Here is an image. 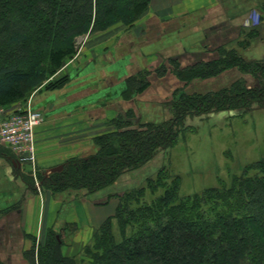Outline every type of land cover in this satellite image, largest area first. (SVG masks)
<instances>
[{
	"label": "trees",
	"instance_id": "obj_1",
	"mask_svg": "<svg viewBox=\"0 0 264 264\" xmlns=\"http://www.w3.org/2000/svg\"><path fill=\"white\" fill-rule=\"evenodd\" d=\"M148 3L0 0V107L40 86L48 73L44 62H58L70 53L76 37L116 22L131 23ZM263 26L259 18L241 31L236 43L245 44L264 31ZM219 49L216 59L184 67L170 58V68L188 82L236 67L252 74L256 84L248 87L238 77L219 89L173 96L166 102L170 116L158 122L131 127L130 121L119 118L111 122L113 130L94 136L95 152L65 159L59 171L38 174L40 186L52 192L92 193L169 148L188 117L228 108H264V55L249 59L237 49ZM165 69L161 63L157 72ZM147 83L128 81L130 88L140 90ZM3 151L7 158L14 157ZM167 176L161 167L143 184L121 193L114 213L71 253L62 252V239L51 231L38 245L34 236L24 233L32 242L23 251L24 258L28 264H264V159L249 162L240 173L231 174L228 183L182 196L180 179L166 181ZM28 187L35 190L31 183Z\"/></svg>",
	"mask_w": 264,
	"mask_h": 264
},
{
	"label": "crops",
	"instance_id": "obj_2",
	"mask_svg": "<svg viewBox=\"0 0 264 264\" xmlns=\"http://www.w3.org/2000/svg\"><path fill=\"white\" fill-rule=\"evenodd\" d=\"M226 8L224 0H150L147 11L131 28L116 22L102 31L98 46L106 50L97 54L98 50L95 47L89 51V60L77 66L80 67V75L78 74L77 78L84 79L89 73L125 75L136 74L143 69L148 70L149 75L155 76L148 77L147 85L131 98L138 99L144 104L145 109L142 113L149 111L141 117L143 119L141 122L157 121L155 116H150L158 113L153 106H158L160 111L158 116L163 117L161 114L164 107L161 102L166 95H172L174 91L181 89L187 92L215 90L227 86L238 77H244L236 68H227L215 76L194 78L188 82L180 80L168 66L161 74L156 73L157 68L164 63L163 59L169 56L177 55L182 66L196 61L212 60L215 58L209 57L213 53L212 49L214 50L216 46L218 49L219 46L227 47L229 42H236L239 39L240 28L244 26V22L252 24L259 18L261 22L264 20L262 7H259L258 1L252 2L242 10H235L234 13H230ZM218 26L225 30L224 36L220 34L213 37L208 28ZM213 43H216V46H212ZM133 48H136L137 52L128 53ZM116 55L117 57L121 55L124 64L122 69L118 64L117 66L112 64ZM118 68L119 70H116ZM234 71H237L238 75ZM225 72L227 74H224ZM229 73L235 76L230 79L231 76L227 77ZM123 79L121 78L119 89L115 91L111 102L107 105L97 103L94 110L85 108V104L80 101H73L79 90L85 88L83 86L77 91L80 84L76 82L72 81L75 84L63 91L67 94L65 98L50 94V98L43 103L47 111L45 118L34 129L35 160L32 164L48 170L65 159L95 152L96 146L92 141L94 136L113 130L111 120L117 114L124 115L126 109L132 108V105L119 95L120 90L125 87ZM255 84L253 81L252 86ZM151 108L153 109L150 111ZM2 148L3 145L0 144L2 264H28L23 251L30 247L31 241L24 233L34 236L37 244L44 241L49 230L63 228L70 223L75 229L69 234V242L77 240L84 244L93 230L114 213L117 197L123 190L115 185L116 182L89 194L80 189L55 193L49 189L41 190L39 187L38 190H33L25 186L20 177L13 172L14 166L29 170V163L27 161L23 163L18 159L13 164L16 156L12 154L13 158H7Z\"/></svg>",
	"mask_w": 264,
	"mask_h": 264
},
{
	"label": "rangeland",
	"instance_id": "obj_3",
	"mask_svg": "<svg viewBox=\"0 0 264 264\" xmlns=\"http://www.w3.org/2000/svg\"><path fill=\"white\" fill-rule=\"evenodd\" d=\"M254 1H258L259 7H262L261 12L264 14V0H224L227 7L226 9L230 13H234L235 10H242L247 5H251V3ZM148 5L149 3L136 15V18L133 22L123 24L126 25V27L131 28L135 21L147 11ZM262 22H264V20H262ZM253 24H255V21L252 22V24L244 22V26L240 28V30L245 32L248 29L247 27ZM262 28L264 29V26ZM208 29L211 31L213 37L219 36L220 34H222L220 36H224L225 30L220 28V26L211 27ZM103 30L94 29L89 33L76 37L74 47L70 53L64 54L62 56L63 58L58 62H54L53 60H46L44 62V66L48 65V73L46 79L40 86L30 91L24 98L13 99L12 101L10 100L9 103L3 104L1 107L6 111H10L23 110L28 105L33 108L35 106L36 109L41 111V121H43L45 118V113L47 112L43 106V103L45 100L50 98L49 95L52 94L55 95V97L65 98L67 94L63 91L67 87L75 84L73 82H76L80 84V86L77 87V91L83 86L85 87L83 88L85 90L84 92H82L83 89L79 90L78 96L73 97V101H80L85 104V108L94 110L97 103L107 105L109 102H111L116 94L115 91L119 89L121 78H124L123 84H125V87L121 89L120 92H118L121 96L120 98H123L127 103H130L132 108L126 109V111L123 112L124 115L117 114L111 120V122L117 121L119 118H123L130 122L133 121L130 125L131 127H137L138 124L143 121L141 117L145 116L146 113H149V111L142 113V111L145 109V107H143L144 104L139 102L138 99L131 98L133 94L140 93L139 91L141 90L135 89L136 86H134V88H130L128 81L131 78H135L138 82H142L145 79L148 82V77H154L155 75H149L147 73L148 70L143 69L136 74L124 75L121 73H114V75L112 73L111 75H108L101 72L99 74L89 73V76L85 77L84 79L77 78V76L79 77L80 75V67L77 66H79V63L83 64L89 60V51L93 50L95 47L98 50L96 51L97 54L98 52H103L106 50V48L101 49L98 46L100 44L99 42L101 41H99V39L101 38V33ZM240 44H237L235 41L229 42V44H227V48L231 47L233 49H237L239 55H245L249 59L262 57L264 55V31L262 30V32L254 34L253 37L246 41L245 44ZM195 45L198 47L197 43H195ZM212 46H216V43H213ZM154 47L155 46H152V48ZM220 47L221 46H219V48ZM223 47L226 48V46ZM214 50H216V52H214ZM214 50L212 49L213 53L209 57L215 56L213 59H216L220 56L222 49H218V46H216ZM119 52L122 53L121 49H119ZM135 52H137L136 48L128 51V53ZM170 58L177 59L179 62L177 55L166 57L162 61L166 67H170L171 63L168 61ZM112 64L114 66H117L118 64L122 69L124 64L121 55L118 57L116 55L112 61ZM179 66L184 67L186 65L182 66L179 63ZM116 70H119V68ZM228 72H230V70ZM234 72L238 75L237 71ZM241 73L244 75V77L241 78L245 80L246 86H252V82H256L252 74L244 72ZM224 74L227 73L225 72ZM230 74L231 73H229L227 77L231 76L230 79H232L235 75ZM212 76L215 75L204 78H209ZM105 82H110V84L108 85ZM216 82L223 84V82L220 81ZM173 93L174 94L172 95H166L161 102L164 107V111L161 116L163 115L164 118L158 116L160 115L158 106H153V108H156L154 110L158 112L156 114L150 115L155 116L157 120L155 122L161 121L170 116V111L166 104L168 100L172 99L173 96L179 97L180 94L188 92L181 89L180 91H174ZM56 103L58 105L57 100ZM153 108H151L150 111ZM138 118L139 120L137 121ZM120 124L122 125V123ZM2 149L14 154V152L9 147L3 145ZM34 158L33 161L35 160ZM259 159H264V108L254 107L253 109L249 110H244L242 108L221 109L204 114L202 116L188 117L185 119L182 126L179 128V133L176 139L169 148L159 151L146 164L119 175V177L114 182H116L115 185L117 187H121V189H123L120 191V195L130 188L143 184L147 176H153L159 168L163 167L167 169L168 173V176L165 178L166 181H171V179H174L175 176L180 179L178 194L182 196L199 192L205 187L219 185L222 182L228 183L227 181L231 174L240 173L246 164ZM20 161L23 163L27 161L30 166L29 170L21 169L19 167L17 168V171H15L13 168V172L20 177V179L24 182V185L28 187L31 183L33 184L35 190H38V187L41 188V190L48 189L46 186H40L38 174L48 175L50 172L48 170L38 168L37 165L35 166L32 164L33 161H31L29 158L26 159L20 156ZM84 192L86 193L85 190ZM74 229L75 226L69 223L63 228L49 230V232L51 231L52 233L59 235L62 239L61 250L64 253H71L72 250H76L78 247L83 245L77 240L69 242V234H71ZM70 243L72 244L71 246H65V244Z\"/></svg>",
	"mask_w": 264,
	"mask_h": 264
},
{
	"label": "built area",
	"instance_id": "obj_4",
	"mask_svg": "<svg viewBox=\"0 0 264 264\" xmlns=\"http://www.w3.org/2000/svg\"><path fill=\"white\" fill-rule=\"evenodd\" d=\"M39 109L28 105L23 110L6 111L0 107V144L9 147L16 157L33 161L34 129L41 122Z\"/></svg>",
	"mask_w": 264,
	"mask_h": 264
},
{
	"label": "water",
	"instance_id": "obj_5",
	"mask_svg": "<svg viewBox=\"0 0 264 264\" xmlns=\"http://www.w3.org/2000/svg\"><path fill=\"white\" fill-rule=\"evenodd\" d=\"M17 161V160H14L13 161V164H15L14 162ZM62 168V164H57L55 166H52L48 169L49 172H55V171H59L60 169Z\"/></svg>",
	"mask_w": 264,
	"mask_h": 264
},
{
	"label": "bare ground",
	"instance_id": "obj_6",
	"mask_svg": "<svg viewBox=\"0 0 264 264\" xmlns=\"http://www.w3.org/2000/svg\"><path fill=\"white\" fill-rule=\"evenodd\" d=\"M39 89V88H38ZM184 94V93H183ZM164 120V119H163ZM35 167V166H34ZM38 245V244H37Z\"/></svg>",
	"mask_w": 264,
	"mask_h": 264
}]
</instances>
